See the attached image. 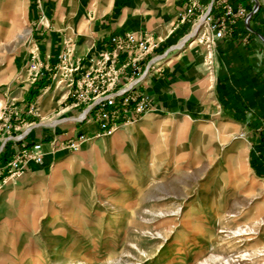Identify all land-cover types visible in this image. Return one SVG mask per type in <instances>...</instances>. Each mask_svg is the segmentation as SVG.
Instances as JSON below:
<instances>
[{
  "label": "rangeland",
  "instance_id": "1",
  "mask_svg": "<svg viewBox=\"0 0 264 264\" xmlns=\"http://www.w3.org/2000/svg\"><path fill=\"white\" fill-rule=\"evenodd\" d=\"M199 1L190 16L189 0L175 7V26L189 30L162 45L151 33H105L112 0H0V264H264V175L251 165L252 131L210 94L212 27L225 9L208 20L213 0ZM230 1L236 12L246 7L253 27L264 0L256 9L255 0ZM224 19L251 41L253 31L237 27L243 17ZM128 34L151 43L136 67L123 52L115 73L106 51ZM148 66L139 86L147 106L98 116L94 100ZM84 78L92 86L80 88ZM38 80L37 98H15ZM69 89L74 105L65 109L58 100ZM83 121L93 131L79 132ZM36 143L42 160L19 165Z\"/></svg>",
  "mask_w": 264,
  "mask_h": 264
},
{
  "label": "crops",
  "instance_id": "2",
  "mask_svg": "<svg viewBox=\"0 0 264 264\" xmlns=\"http://www.w3.org/2000/svg\"><path fill=\"white\" fill-rule=\"evenodd\" d=\"M233 1L234 5L247 2L246 0ZM184 2L185 0H112L111 5L108 6L115 8L112 16L113 25L111 29L104 28L103 31L119 34L133 31L139 36L151 33L164 41L162 45H166L182 39L183 33L189 30L188 23L175 26L178 16V10L175 7H184ZM168 4L172 7L166 11L164 6ZM237 27L245 31L248 26L240 20ZM253 27L258 33L253 32L249 44L244 43L243 36L238 34L228 38H219L216 41L210 94L213 97L212 102L218 105L230 120L238 119L251 129L253 136L249 143L251 165L255 172L264 175V5L253 20ZM91 48L95 47L89 46L88 51ZM99 48H101L100 45ZM49 53L46 54L47 57ZM180 66L178 65L177 68ZM181 71L182 69H177L175 72L180 73ZM166 80L169 81V79ZM44 85L45 83H41L40 80L35 83H26L23 89L16 93L15 98L18 101L25 100L28 95L37 92L38 89L41 90ZM57 91L51 94L46 102L58 99ZM40 94L42 92H37L36 98ZM73 100L74 97L71 96V89H69L58 100V103L59 105L68 104L69 106L65 108L68 109L72 107ZM83 123L79 127L76 126L79 132L93 131L90 127L94 128L93 124L87 125L85 121Z\"/></svg>",
  "mask_w": 264,
  "mask_h": 264
},
{
  "label": "built area",
  "instance_id": "3",
  "mask_svg": "<svg viewBox=\"0 0 264 264\" xmlns=\"http://www.w3.org/2000/svg\"><path fill=\"white\" fill-rule=\"evenodd\" d=\"M189 2L191 3L190 8L187 10L188 13L187 15H191V13H193V8H197L198 6L202 5L200 4L201 2L199 0H189ZM219 7H223L225 9V12L223 13V15H221L219 17V26L216 28V23L213 25V33H212V37H214L215 39H219V38H225V37H231L232 35L236 34V28L234 26H228L225 22V16L229 15L231 16L233 19L237 18V17H243L245 19V23L248 25L249 20H250V15L248 14L246 7L244 6H239L237 12L233 9V6L231 5V1L230 0H213L206 12V17L208 16V20H213L212 18V12L214 9L219 8ZM183 19H186V15H182ZM222 19V20H221ZM243 34V33H242ZM250 35L251 32L249 30H247L246 34L244 35V40L245 42H249L250 40ZM151 43V38L146 36V37H137L135 34H128L126 37H123V39H119L117 44H116V48L113 50V52H107L106 51V55L108 56V58L111 55V59L112 62L109 63L111 65V67L115 70V73H119L121 71L122 68L117 67V63L119 62V56L123 53V52H128L129 55H134L133 61L131 63V61H129V63H131L133 66H137V56L136 53L139 50L142 49H149V45ZM149 52V50H148ZM109 58V59H110ZM119 65V64H118ZM150 65V64H149ZM148 72H150L149 66L146 68L145 72L138 78H134L130 83H127L125 85V87H120L114 91H110V88H103V93L108 92L106 95H104L103 97H97L94 100V104H98L100 105L99 108L97 109V114L98 116L102 115V117H106V121L108 122V114H112V116L116 119H122L119 116V104H123L122 107L124 108V106L129 107L131 105V103H137L136 105H138L135 108H129L128 112L125 114V117L128 116L133 112L134 114H137V112L142 111V106L144 104V106H147V103H145V99L140 98L142 93L140 91L139 86H141L140 81L142 80V78L148 74ZM90 72L87 73V75H89ZM37 76V75H36ZM35 78V77H34ZM94 83L93 80L91 81H86V78H84V80L80 81V88H88L89 86H92V84ZM80 93H83V91H81ZM118 103V104H117ZM93 105H91L89 107V110H91ZM108 107L111 108H115L111 113H108L106 111V109ZM95 108V107H93ZM133 109V111L131 110ZM132 111V112H129ZM105 122H104V126H105ZM24 154L23 157L20 159V161L18 162L19 165L24 164V162H28L31 160L34 161H41L43 158V147L42 144L40 143H36L35 145H33L32 148H29L27 150L24 149Z\"/></svg>",
  "mask_w": 264,
  "mask_h": 264
},
{
  "label": "bare ground",
  "instance_id": "4",
  "mask_svg": "<svg viewBox=\"0 0 264 264\" xmlns=\"http://www.w3.org/2000/svg\"><path fill=\"white\" fill-rule=\"evenodd\" d=\"M204 20V19H203ZM8 21H9V24H8V22L4 25V26H2V28L3 29H5L6 30V28H9V27H11V26H13V25H15L16 24V22H17V20L13 17V18H10V19H8ZM199 39V38H198ZM197 39V40H198ZM224 124H222L221 125V127L222 128H224V130H226L227 128H225V127H227V124H226V122H223ZM214 174V173H213ZM52 220L53 221H58V220H60L59 218H52ZM50 225V224H49ZM55 225V224H54ZM7 255V254H6ZM3 256V255H2Z\"/></svg>",
  "mask_w": 264,
  "mask_h": 264
},
{
  "label": "water",
  "instance_id": "5",
  "mask_svg": "<svg viewBox=\"0 0 264 264\" xmlns=\"http://www.w3.org/2000/svg\"><path fill=\"white\" fill-rule=\"evenodd\" d=\"M255 3H256V5H255V9L259 6V0H255ZM248 28L251 30V31H253V32H256V33H258L253 27H252V25L250 24V22H249V24H248ZM259 35H261V34H259ZM262 36V35H261Z\"/></svg>",
  "mask_w": 264,
  "mask_h": 264
}]
</instances>
